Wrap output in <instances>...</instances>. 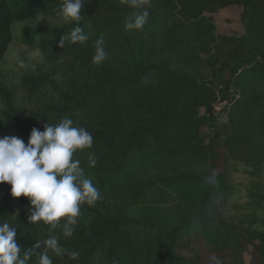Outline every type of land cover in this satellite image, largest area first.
<instances>
[{
	"label": "trees",
	"instance_id": "trees-1",
	"mask_svg": "<svg viewBox=\"0 0 264 264\" xmlns=\"http://www.w3.org/2000/svg\"><path fill=\"white\" fill-rule=\"evenodd\" d=\"M61 4L0 0V64L18 40L53 66L52 79L0 81V137L27 145L34 127L70 117L93 136L74 159L102 198L80 206L65 237L29 224L28 198L0 185V223L17 227L22 251L41 244L29 264L50 236L80 253L49 250L53 264H264V190L247 188L254 207L228 214L231 175L264 174V0H150L143 30L126 28L133 9L123 0H89L70 23ZM231 7L242 9V35L219 31L214 15ZM17 24L26 25L18 37ZM77 26L88 41L59 47ZM101 38L107 58L96 66Z\"/></svg>",
	"mask_w": 264,
	"mask_h": 264
},
{
	"label": "clouds",
	"instance_id": "clouds-1",
	"mask_svg": "<svg viewBox=\"0 0 264 264\" xmlns=\"http://www.w3.org/2000/svg\"><path fill=\"white\" fill-rule=\"evenodd\" d=\"M89 0H62L59 15L65 22L82 20L81 13ZM133 11L125 21L127 29L143 30L148 23L150 0H123ZM84 29L77 26L60 38L59 47L66 43L77 44L88 41ZM107 58L103 39H98L92 63L100 66ZM92 134L84 127L76 126L65 116L56 124L44 125V130L33 128L27 145L17 136L0 137V185H11L14 198H28L31 211L29 224L43 222L50 229L62 227V234L71 237L77 224L80 206H93L101 193L91 178L85 175L79 159H74L78 150L91 148ZM90 166H95L90 156ZM63 221V224H61ZM17 227L8 222L0 223V264H29L34 249L41 247L36 242L31 250L22 251L17 243ZM45 249L39 253L38 264H53L48 255L52 250L57 255L66 254L77 259V251L65 253L57 236L43 241ZM219 264V262H217Z\"/></svg>",
	"mask_w": 264,
	"mask_h": 264
},
{
	"label": "rangeland",
	"instance_id": "rangeland-1",
	"mask_svg": "<svg viewBox=\"0 0 264 264\" xmlns=\"http://www.w3.org/2000/svg\"><path fill=\"white\" fill-rule=\"evenodd\" d=\"M241 13L242 9L231 7L214 15L219 31L223 34L242 35L244 33V27L240 19ZM52 22L57 23L58 21L55 20ZM40 24H44V22L39 21L36 26ZM25 26V24H17L15 26V35L17 37ZM52 72V64L47 61L39 50L22 45L18 40H15L10 45L8 52L0 64V81L6 87L13 89L25 75H44L52 79ZM19 106L23 112L26 111L27 105L23 101L19 103ZM231 183L234 186V192L228 198V214L232 217L239 218L241 211L254 207L253 203L250 204L249 202L246 189L253 187L264 190V174L262 179H257L247 178L239 173H233L231 175ZM233 195L235 197H232ZM237 196H241L239 200H236Z\"/></svg>",
	"mask_w": 264,
	"mask_h": 264
},
{
	"label": "built area",
	"instance_id": "built-area-1",
	"mask_svg": "<svg viewBox=\"0 0 264 264\" xmlns=\"http://www.w3.org/2000/svg\"><path fill=\"white\" fill-rule=\"evenodd\" d=\"M227 102H221L216 106V112L220 113L222 111V109L227 106Z\"/></svg>",
	"mask_w": 264,
	"mask_h": 264
}]
</instances>
